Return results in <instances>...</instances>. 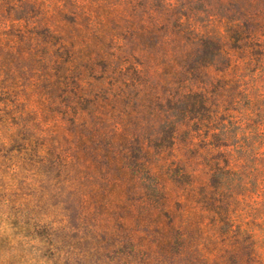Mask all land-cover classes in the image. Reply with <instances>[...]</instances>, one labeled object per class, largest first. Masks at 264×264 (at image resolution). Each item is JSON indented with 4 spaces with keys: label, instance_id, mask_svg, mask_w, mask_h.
I'll list each match as a JSON object with an SVG mask.
<instances>
[{
    "label": "trees",
    "instance_id": "1",
    "mask_svg": "<svg viewBox=\"0 0 264 264\" xmlns=\"http://www.w3.org/2000/svg\"><path fill=\"white\" fill-rule=\"evenodd\" d=\"M0 153L104 211L126 186L163 253L264 264V0H0Z\"/></svg>",
    "mask_w": 264,
    "mask_h": 264
},
{
    "label": "rangeland",
    "instance_id": "2",
    "mask_svg": "<svg viewBox=\"0 0 264 264\" xmlns=\"http://www.w3.org/2000/svg\"><path fill=\"white\" fill-rule=\"evenodd\" d=\"M0 154V264H198L192 252H161L129 216L126 186H115L104 211L88 190L14 177Z\"/></svg>",
    "mask_w": 264,
    "mask_h": 264
}]
</instances>
